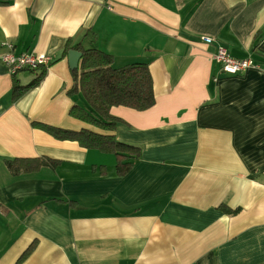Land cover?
<instances>
[{
  "label": "crops",
  "instance_id": "1",
  "mask_svg": "<svg viewBox=\"0 0 264 264\" xmlns=\"http://www.w3.org/2000/svg\"><path fill=\"white\" fill-rule=\"evenodd\" d=\"M7 41L51 63L13 101L14 75L45 67L11 74L0 59V264L33 242L21 264H264V0H0V52ZM69 43L149 64L155 105L110 111L141 148L125 175L113 153L32 124L89 127L69 114L85 104L68 94ZM219 45L261 68L224 72ZM45 156L58 165L6 163Z\"/></svg>",
  "mask_w": 264,
  "mask_h": 264
},
{
  "label": "trees",
  "instance_id": "2",
  "mask_svg": "<svg viewBox=\"0 0 264 264\" xmlns=\"http://www.w3.org/2000/svg\"><path fill=\"white\" fill-rule=\"evenodd\" d=\"M7 3V2H4ZM71 44H67L65 55ZM75 49L81 51L78 68L72 69L73 85L68 91L71 96L81 95L84 105L75 103L69 114L89 127L70 129L53 124L33 121V126L46 131L59 140L77 141L81 146L113 153L117 158L116 170L119 175L127 174L140 157L141 148L120 141L115 135L122 122L110 111L113 106H127L136 110H147L155 105L153 77L146 62H134L124 66H114L113 55L98 48H85L78 44ZM37 71V70H35ZM47 69L41 71L28 84H21L13 77L12 100L17 101L25 92L40 84ZM7 166L15 175L34 172L43 166L56 167L58 161L50 157H19L7 160ZM228 213H237L239 209L224 208ZM36 242L23 253L17 261L21 264L33 252Z\"/></svg>",
  "mask_w": 264,
  "mask_h": 264
},
{
  "label": "built area",
  "instance_id": "3",
  "mask_svg": "<svg viewBox=\"0 0 264 264\" xmlns=\"http://www.w3.org/2000/svg\"><path fill=\"white\" fill-rule=\"evenodd\" d=\"M203 41L212 44L213 38L202 37ZM4 51L0 52V59L8 68L11 74H17L21 70L35 71L41 67H47L51 63V58L35 52H25L17 54L15 45L12 42L2 44ZM215 60L221 65V69L229 74L239 75L248 69H260L261 66L251 58L241 59L233 56L226 47L219 45L214 55Z\"/></svg>",
  "mask_w": 264,
  "mask_h": 264
},
{
  "label": "water",
  "instance_id": "4",
  "mask_svg": "<svg viewBox=\"0 0 264 264\" xmlns=\"http://www.w3.org/2000/svg\"><path fill=\"white\" fill-rule=\"evenodd\" d=\"M82 56H83V53L77 49L69 50L68 59H69L71 69H75L79 67Z\"/></svg>",
  "mask_w": 264,
  "mask_h": 264
},
{
  "label": "rangeland",
  "instance_id": "5",
  "mask_svg": "<svg viewBox=\"0 0 264 264\" xmlns=\"http://www.w3.org/2000/svg\"><path fill=\"white\" fill-rule=\"evenodd\" d=\"M79 98V96H76V99H78ZM81 99H83L82 97H81ZM84 101V100H83Z\"/></svg>",
  "mask_w": 264,
  "mask_h": 264
}]
</instances>
